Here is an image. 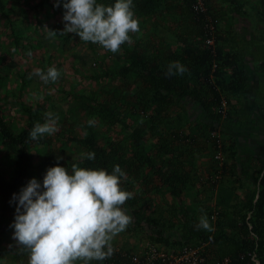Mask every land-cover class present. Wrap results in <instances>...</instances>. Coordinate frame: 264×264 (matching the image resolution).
Segmentation results:
<instances>
[{"label":"rangeland","instance_id":"obj_1","mask_svg":"<svg viewBox=\"0 0 264 264\" xmlns=\"http://www.w3.org/2000/svg\"><path fill=\"white\" fill-rule=\"evenodd\" d=\"M199 1L207 22L213 28L212 45H217V36H220L219 41L226 52L243 51L240 65L249 78L247 90L239 95L221 90L224 114L240 113L236 122L223 124L215 131L200 112L201 108L187 101L157 115L152 95L142 96L141 83L136 75L123 77L118 73L127 64L124 46H133V36L140 38L150 50L159 43L167 52L180 51L177 35L185 24L183 15L161 8L154 15L143 16L137 8L138 0H133L140 30L130 33L131 40L113 53L98 44L80 40L75 33L59 35L65 23L62 19L65 9L62 4L55 6L56 0H5L14 30L0 18V112L17 133L26 124L22 103L58 116L57 131L45 134L30 145L33 170L27 182L33 177L40 180L45 169L44 153L50 148H62L73 156L74 163L79 162L82 150L77 144L56 140L51 147L45 145L44 138L58 139V134L63 131L85 136L89 130H94L102 146L118 144L132 156L137 148L133 145L132 128L146 124L148 134L141 147L144 156L149 155L159 163L164 161L165 157L157 153L158 137L172 132L181 135L183 149L192 156L194 170H191L190 182L180 197H175L170 187L155 178L150 170L143 171L134 184L133 190L139 197V211L163 223L165 228L174 225L173 230L165 233L170 244L158 243L150 237L154 233L152 224L136 222L129 223L113 238L114 250L129 254L148 245L167 250L180 249L186 245L175 242L184 240L192 228L195 231L203 229L197 227L202 214L207 215L212 225V230L207 231L212 233L216 230L220 196L232 195L230 202H239L249 189L257 186L255 176L260 162H264V118L261 113L264 106L261 63L264 42L260 39L264 22L258 14L259 0H241L242 14L235 13L233 6L225 0H208L209 5H206V0ZM214 19L217 21V35ZM48 29L55 30L59 36L49 38ZM49 66L60 71L56 81L45 84L35 75L29 78L34 68L46 70ZM230 73V68L226 67V80ZM117 91L120 96L118 115L124 124L113 122L99 106L104 102L115 104ZM92 118L95 125L88 124ZM234 156L239 166H248L246 176L240 174V168L237 173L223 175L225 164H230ZM0 169L11 175V156L5 150L1 137ZM221 184L225 186L222 192ZM181 208L189 210L191 225H185ZM126 210L131 216V209L126 207ZM13 231V228L9 229L0 244V264H27V252L13 239ZM76 264L83 262L78 260ZM91 264H96V261H91Z\"/></svg>","mask_w":264,"mask_h":264},{"label":"trees","instance_id":"obj_2","mask_svg":"<svg viewBox=\"0 0 264 264\" xmlns=\"http://www.w3.org/2000/svg\"><path fill=\"white\" fill-rule=\"evenodd\" d=\"M198 1L138 0L137 8L143 16L154 15L161 8L184 16L185 24H182V30L177 35L181 48L180 51L167 52L164 45L158 43L153 50H150L140 38L133 36V46L131 48L124 46L127 64L118 73L123 77L136 75L141 83L142 96L152 95L156 103L157 115L187 101L201 108L200 112L207 118L210 128L215 131L223 124L236 122L240 113L237 111L224 114L221 90L239 95L247 90L249 78L247 71L240 65L243 51L226 52L224 45L219 41L220 36H217L216 46L209 44L208 41L213 39V28L207 22L203 8L198 7ZM225 1L233 6L235 13L242 14L241 0ZM102 2L112 3L113 0H102ZM206 5H209L208 0ZM258 14L264 22V0H259ZM0 18L12 27L13 21L7 12L5 0H0ZM213 23L217 35V21L214 19ZM260 39L264 42V29ZM171 61H179L187 71L183 74L167 75V66ZM261 63L264 79V46ZM226 67L231 70L228 80L224 78ZM82 97L83 95L79 98ZM115 98V104L104 102L99 103V106L102 112L108 113L113 122L122 124V118L118 115L120 104L118 91ZM21 111L26 116V124L18 133L0 112V137L12 161L11 175L8 176L0 169V244L6 232L12 228L11 224L15 216L16 204L12 201V195L26 185L33 170L30 145L34 141L29 137V132L37 121L43 124L46 120L45 113L29 103H22ZM261 113L264 118V106L261 108ZM145 126L146 124H143L132 128L133 145L137 147L132 156L126 154L123 147L118 144L102 146L98 140V133L94 130H89L85 136L71 135L63 131L58 134V139L44 138V143L51 147L56 140H59L77 144L82 152L94 151L93 160L84 158L81 161V157L79 158L80 167L105 168L110 172L113 165L119 164L126 172V176L120 181L121 186L134 194L125 201V206L131 209L130 224L136 222L152 224L154 233L150 237L158 243L168 245L170 241L165 233L167 230H173L174 225L165 228L163 223L139 211V197L133 190L134 184L141 178L143 171L150 170L155 178L170 187L175 197H180L183 188L190 182L191 170H194L193 159L190 153L183 149L182 137L178 132L162 134L158 137L156 149L158 155L162 154L165 157L164 161L159 163L149 155L144 156L141 147L148 134ZM214 143L217 147V143ZM57 156L62 159L57 160ZM72 163H74L73 156L67 154L64 149H48L44 153L45 169L40 180L42 181L47 168L59 164L71 170ZM239 168L242 176L248 174V166L243 164L239 166L234 156L230 164H225L223 175L229 172L237 173ZM255 177L257 186L249 189L239 202H230L232 195L218 198L220 209L214 232L209 233L205 229L195 231L192 228L189 234L185 235L184 240L175 243L179 245H193L200 241L208 243L209 264H223L225 260H227L225 264H264V162H260ZM148 183H150L149 178ZM224 188L225 186L221 184L220 192ZM181 209L186 220L185 225H191L189 210ZM96 264H99V261H96Z\"/></svg>","mask_w":264,"mask_h":264},{"label":"clouds","instance_id":"obj_3","mask_svg":"<svg viewBox=\"0 0 264 264\" xmlns=\"http://www.w3.org/2000/svg\"><path fill=\"white\" fill-rule=\"evenodd\" d=\"M62 4L63 30L59 35L75 33L84 42L100 45L110 52L131 40L130 33L139 32V21L133 11V0H56ZM49 38L57 32L49 30ZM31 53H29L30 55ZM187 69L179 61L169 62L167 75L183 74ZM45 84L56 81L60 71L55 66L36 67L31 73ZM42 124L37 121L29 132L32 141L57 131L58 116L45 113ZM94 118L88 120L95 125ZM81 161L95 159V152L80 154ZM57 160L62 157L57 156ZM126 172L115 164L109 172L105 168L68 167L56 164L47 168L42 181L31 178L18 193H13L15 216L11 224L13 239L27 252V264H91L113 254V238L126 229L132 217L125 201L133 192L121 186ZM198 228L211 231L212 225L202 214Z\"/></svg>","mask_w":264,"mask_h":264},{"label":"built area","instance_id":"obj_4","mask_svg":"<svg viewBox=\"0 0 264 264\" xmlns=\"http://www.w3.org/2000/svg\"><path fill=\"white\" fill-rule=\"evenodd\" d=\"M198 7L202 8L200 1ZM212 41L209 40V44L212 45ZM99 264H209V259L207 243L200 241L176 250L151 245L129 254L114 250L110 257L99 261Z\"/></svg>","mask_w":264,"mask_h":264}]
</instances>
